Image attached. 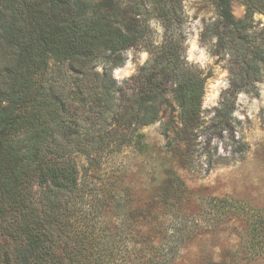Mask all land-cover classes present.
Wrapping results in <instances>:
<instances>
[{
	"label": "trees",
	"instance_id": "trees-1",
	"mask_svg": "<svg viewBox=\"0 0 264 264\" xmlns=\"http://www.w3.org/2000/svg\"><path fill=\"white\" fill-rule=\"evenodd\" d=\"M239 1L235 18L232 0H211L199 35L230 74L202 126L206 75L186 59L180 0H0V264H264V189L190 187L140 133L167 113L165 137L229 132L243 159L233 113L264 75V0ZM139 46L148 59L115 78Z\"/></svg>",
	"mask_w": 264,
	"mask_h": 264
},
{
	"label": "rangeland",
	"instance_id": "rangeland-1",
	"mask_svg": "<svg viewBox=\"0 0 264 264\" xmlns=\"http://www.w3.org/2000/svg\"><path fill=\"white\" fill-rule=\"evenodd\" d=\"M180 9L184 17L182 31L186 37V59L188 64L194 65L202 75H206L200 118L202 126H207L220 94L229 86L230 74L226 60H218L210 53L208 44L202 43L199 38L205 22L215 17L211 0H180ZM231 11L235 18H241L245 13V6L239 0H232ZM253 20L256 28H264L263 13L254 12ZM150 29L152 38L160 41L164 33L160 23L151 20ZM123 55L124 64L112 70L113 76L118 80L135 75L138 67L149 57L141 46L128 48ZM257 88L256 96L238 93L233 113L234 136L249 145L243 159H237L239 155L231 153L229 132H224L223 138L211 137L208 133L191 136L188 147L175 139L172 131H169V138L165 137L162 127L168 121L167 113L161 114L157 121L140 130L142 141L158 160L163 156L168 164L176 165L178 173L190 187L212 185L218 192L233 193L245 198L258 193L264 189V163H256L253 151L264 139V75L257 83ZM172 104L175 105L173 101ZM173 120L176 126L180 125L177 109L173 112ZM133 155L127 152L129 158L133 159ZM182 155L185 158L184 167L177 163ZM127 156L125 159L128 160ZM219 156L224 158H218Z\"/></svg>",
	"mask_w": 264,
	"mask_h": 264
}]
</instances>
